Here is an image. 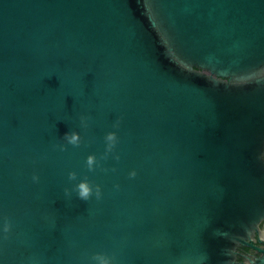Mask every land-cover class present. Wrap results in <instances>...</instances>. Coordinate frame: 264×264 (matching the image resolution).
I'll return each instance as SVG.
<instances>
[{
    "label": "water",
    "instance_id": "water-1",
    "mask_svg": "<svg viewBox=\"0 0 264 264\" xmlns=\"http://www.w3.org/2000/svg\"><path fill=\"white\" fill-rule=\"evenodd\" d=\"M262 220L264 0H0V264H264Z\"/></svg>",
    "mask_w": 264,
    "mask_h": 264
},
{
    "label": "clouds",
    "instance_id": "clouds-1",
    "mask_svg": "<svg viewBox=\"0 0 264 264\" xmlns=\"http://www.w3.org/2000/svg\"><path fill=\"white\" fill-rule=\"evenodd\" d=\"M81 122H84V118H81ZM62 140L66 142L67 144L73 145V146H78L80 143V135L79 133L75 130H69L66 131L62 136ZM105 141H106V147L111 150L113 145L116 143V135L114 132H108L105 134ZM64 144H60L59 147L63 150ZM95 157L93 155H89L87 157V164L89 168H91L94 164ZM130 175H135L134 172L130 173ZM32 180L35 182L38 180V176L33 174ZM68 180L69 181H75L71 185V188H66L65 189V194L70 195L72 192L75 193L76 197L80 200L87 201L93 194L97 198L100 197V190L99 188H93L92 185L89 184V182L85 179H77L76 173L74 172H69L68 173ZM9 225L6 223L4 225V231H8ZM93 260L95 264H111L110 258L105 255L104 253L97 252L93 255Z\"/></svg>",
    "mask_w": 264,
    "mask_h": 264
},
{
    "label": "flooded vegetation",
    "instance_id": "flooded-vegetation-1",
    "mask_svg": "<svg viewBox=\"0 0 264 264\" xmlns=\"http://www.w3.org/2000/svg\"><path fill=\"white\" fill-rule=\"evenodd\" d=\"M260 228H264V220L260 223ZM258 246H264V239L262 242H255ZM254 255H259V253L248 246L240 245L237 247L236 252V264H248V257H253Z\"/></svg>",
    "mask_w": 264,
    "mask_h": 264
}]
</instances>
